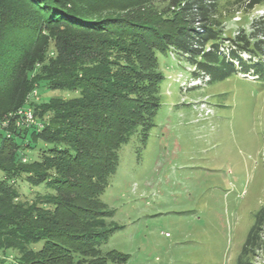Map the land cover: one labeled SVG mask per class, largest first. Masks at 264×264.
<instances>
[{
    "label": "trees",
    "instance_id": "16d2710c",
    "mask_svg": "<svg viewBox=\"0 0 264 264\" xmlns=\"http://www.w3.org/2000/svg\"><path fill=\"white\" fill-rule=\"evenodd\" d=\"M157 2L171 12L155 10ZM219 2L0 0V118L30 105L44 124L11 125L10 137L1 128L0 247L11 264L127 263L118 250L100 254L115 232L105 227L102 198L122 147L155 125L163 57L188 63L200 85L234 74L264 82V16L250 34L227 37ZM261 3L247 0L250 8ZM109 10L116 13L101 15ZM42 81L77 95L29 104ZM38 142L46 143L40 155L24 161ZM19 180L46 190L30 199ZM258 252L264 256V207L237 264H253Z\"/></svg>",
    "mask_w": 264,
    "mask_h": 264
},
{
    "label": "rangeland",
    "instance_id": "374dc122",
    "mask_svg": "<svg viewBox=\"0 0 264 264\" xmlns=\"http://www.w3.org/2000/svg\"><path fill=\"white\" fill-rule=\"evenodd\" d=\"M155 4L158 12H171L167 3ZM261 16L264 0L254 8L247 0H220L216 15L227 37L250 34ZM162 60L167 78L155 125L122 147L102 198L105 227L115 232L100 254L118 250L126 264H237L264 207V82L234 74L200 85L184 60ZM75 95L42 81L28 103ZM38 145L46 143L24 150V161L40 155ZM18 186L30 199L46 190L25 180ZM9 256L0 247V264H11ZM251 258L264 264L259 252Z\"/></svg>",
    "mask_w": 264,
    "mask_h": 264
},
{
    "label": "built area",
    "instance_id": "2783aa9c",
    "mask_svg": "<svg viewBox=\"0 0 264 264\" xmlns=\"http://www.w3.org/2000/svg\"><path fill=\"white\" fill-rule=\"evenodd\" d=\"M15 126L17 128H31L35 127L41 130L44 127L43 122L37 118L35 110L30 105H25L24 107L8 113L5 117L0 118V128H5L7 136H11L10 126Z\"/></svg>",
    "mask_w": 264,
    "mask_h": 264
}]
</instances>
